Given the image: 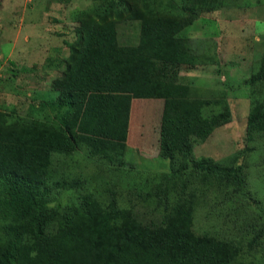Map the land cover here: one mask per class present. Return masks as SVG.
<instances>
[{"label": "rangeland", "instance_id": "374dc122", "mask_svg": "<svg viewBox=\"0 0 264 264\" xmlns=\"http://www.w3.org/2000/svg\"><path fill=\"white\" fill-rule=\"evenodd\" d=\"M158 20L210 59L177 65L174 95L225 111L226 120L188 152L189 163L211 160L225 167L222 174L189 166L184 181L170 173L160 155L161 98L89 93L79 114L64 119L71 132L59 127L66 112L59 102L90 37H102L107 63L126 67L137 58L140 23ZM263 64L264 0H0V139H20L31 128L30 150L56 149L49 171L61 191H51L76 220L80 202L114 200L152 222L173 199L176 212L189 213L193 236L224 245L231 264H264V140L247 130L254 91L261 92V80L252 79H264ZM9 221L1 227L0 219V254L12 241L8 227L24 252L35 249L31 226Z\"/></svg>", "mask_w": 264, "mask_h": 264}, {"label": "trees", "instance_id": "16d2710c", "mask_svg": "<svg viewBox=\"0 0 264 264\" xmlns=\"http://www.w3.org/2000/svg\"><path fill=\"white\" fill-rule=\"evenodd\" d=\"M165 23H140L137 58L127 62L126 67L119 62L107 63L109 49L100 41L99 33L92 35L82 49L84 55L74 71L71 89L59 102L66 110L58 119L59 127L65 134L71 132L64 119L70 111L75 117L79 114L89 93L161 98L167 111L164 108L160 155L168 160L170 173L179 174L184 181L189 166L208 176L222 174L225 167L211 160L189 163L188 152L214 126L226 120L225 111L213 112L209 103L183 98L184 92L174 95L177 65L210 59L199 52V47L192 48L177 37L176 31ZM261 69L263 73L264 64ZM252 80H261V92L253 90L255 105L247 118V130L264 140V79L257 75ZM32 130L27 128V134L22 130L20 139H0V194L8 202L0 204V219L1 227L8 226L5 224L12 217L26 221L33 230L35 249L24 252L16 228L8 227L6 234L12 241L7 249H2L0 264H231L221 251L224 245L193 236L189 213L183 208L176 212L173 199L152 222H141L131 210L118 208L114 200L103 206L95 201L80 202L77 208L82 216L74 219L75 211L67 212L64 205L56 203V193L51 191H61V184L53 181L49 171L48 160L56 149L30 150L27 144L32 142ZM174 134L180 137L179 141L169 139Z\"/></svg>", "mask_w": 264, "mask_h": 264}]
</instances>
